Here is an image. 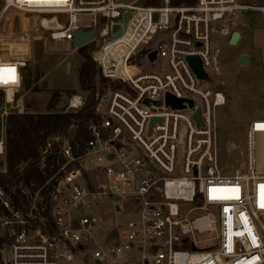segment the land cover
I'll list each match as a JSON object with an SVG mask.
<instances>
[{
  "label": "built area",
  "instance_id": "obj_1",
  "mask_svg": "<svg viewBox=\"0 0 264 264\" xmlns=\"http://www.w3.org/2000/svg\"><path fill=\"white\" fill-rule=\"evenodd\" d=\"M0 1V22L8 14L14 29L0 34V67L14 68L16 76L0 84L5 104L22 89L31 57L21 25L12 20L18 15L38 17L37 27L55 42H72L76 29L94 28L91 58L102 77L120 85L96 94L84 144L65 133L46 139L38 157L41 174L50 171L43 184L12 180L13 191L0 186V264L5 248L7 264H264V158H257L258 140L264 150V119L247 126L244 170L226 175L218 165L214 124V109L225 97L210 88L219 71L213 36L227 34V20L241 11L264 13V6L238 0L179 7L169 0L161 6L144 0ZM83 15L91 24H80ZM51 19L56 27L42 26ZM113 25H119L114 33ZM187 56L200 59L208 80L196 76ZM141 61L160 67L144 70ZM166 94L183 99V107L167 105ZM83 103L82 95H71L65 112ZM0 142L4 159V138ZM16 194L24 196L18 204ZM107 200L113 215L128 218L100 234Z\"/></svg>",
  "mask_w": 264,
  "mask_h": 264
},
{
  "label": "rangeland",
  "instance_id": "obj_2",
  "mask_svg": "<svg viewBox=\"0 0 264 264\" xmlns=\"http://www.w3.org/2000/svg\"><path fill=\"white\" fill-rule=\"evenodd\" d=\"M238 3L254 8L264 6V0H238ZM20 16L12 17V20L21 24L22 29L20 30L27 37L26 46L31 50V57L27 62V66L23 69V83L25 85L16 93L15 101L12 105L5 104L3 93V102L0 105V139L4 138L3 119L6 116L3 113L5 111L8 113H36L33 110L41 109L47 98L48 89L46 88L55 86L63 89L72 84L75 73L67 74L66 70L67 65L73 60H75L74 67L77 66V59H80L79 49L83 48L82 51L84 53L89 52L91 57V48L93 47L92 43H88L79 48H74L76 53L70 56L69 53L72 50L70 41H52L49 39L48 34L41 27L39 28V25L37 27V22L35 21L38 20V17L32 15ZM9 17L7 14L1 19L0 34L10 33L14 30L13 28L10 29L12 24H7V22L11 21ZM153 18L156 19V14L153 15ZM79 20L80 24H91L90 16H80ZM227 24V34L218 33L213 36L215 47L218 49L219 71L210 84V88L221 91L225 97V104L214 109L216 152L218 165L225 170L226 175H233L236 170L242 171L245 168V135L247 126L252 120L264 119V13L257 11V9H253L250 12L241 11L238 16L227 20ZM249 27L251 31L242 40L240 39L241 43L240 40L233 45L229 43L230 32L241 30L245 33ZM252 31L258 32L259 44L253 38ZM251 51L255 52L256 56L250 57L248 53L252 55ZM240 53L249 57L246 64L239 63ZM63 57L64 59H61V62L51 69L52 65ZM137 61L139 62V57H137ZM140 63L144 70H158L160 67L158 64L150 65L144 61ZM47 71L48 73L42 83L35 84ZM27 82H29L28 87ZM108 87L113 89L110 83ZM43 88L45 89L42 90ZM58 91L62 92V96L57 109H65L69 97L65 93L66 90ZM105 91L106 88L102 90V92ZM76 92V94L82 95L83 99L88 95L87 92L80 90ZM18 99H20L19 105L16 103ZM64 133L69 137L74 136L72 128H68ZM257 144V158L261 160L264 158V150L261 151L262 144H260L259 140ZM0 159L3 160V157L0 156ZM3 170L4 165L0 167V171ZM15 187V185H9L8 189L13 191ZM112 207V204L107 200L106 212L105 209H100L102 214V217H100V234L108 232L117 222H124L128 218L119 214L113 215ZM100 208L102 207L100 206ZM203 238L205 236H200L197 240H202ZM2 259L5 264L10 261V249L5 248L2 252Z\"/></svg>",
  "mask_w": 264,
  "mask_h": 264
},
{
  "label": "trees",
  "instance_id": "obj_3",
  "mask_svg": "<svg viewBox=\"0 0 264 264\" xmlns=\"http://www.w3.org/2000/svg\"><path fill=\"white\" fill-rule=\"evenodd\" d=\"M197 0H169L171 7L192 6ZM144 4L149 6H161L162 0H144ZM83 48L79 49L80 62L77 66L78 86L80 91L87 92L88 95L84 99V103L80 109L75 112L65 109H57V105L61 100L62 92L58 90L52 91L46 109L43 112H12L5 117L4 125V145L5 156L0 159V167L5 165V171L0 172V186L8 190V186L12 184V180L35 181L37 185L45 182L50 175V171L46 175H42L39 171V154L41 148L45 145L46 139L52 134L64 133L71 125H76L74 129L73 141L80 145L84 144L89 138L84 128L87 119L95 118L93 106L96 102V94L102 93L110 83L113 89L120 85L117 81H109L102 77L99 68L90 57L89 52L84 53ZM29 82H27L28 87ZM23 85H25L23 83ZM65 93L70 97L75 95V90H66ZM0 105L3 102V92L0 90ZM5 161V162H4ZM53 170L55 165H52ZM33 190V189H32ZM18 193V191H17ZM24 199V196H20ZM18 194L13 195L14 200L18 204L20 199Z\"/></svg>",
  "mask_w": 264,
  "mask_h": 264
},
{
  "label": "water",
  "instance_id": "obj_4",
  "mask_svg": "<svg viewBox=\"0 0 264 264\" xmlns=\"http://www.w3.org/2000/svg\"><path fill=\"white\" fill-rule=\"evenodd\" d=\"M126 18H127V15H124L123 22H125ZM42 26L43 27L47 26L48 28H52V27H56L57 25L55 23V20L51 19L49 22L43 21ZM118 29H119V25H113L112 26V32L113 33L118 31ZM117 35H118V33H115V35L112 36L110 39L116 38ZM94 37H95V29L94 28H88V29L78 28L73 33V39L71 42L72 47L73 48H79V47L89 43L90 41H92L94 39ZM239 37H240V35L237 32L232 33V35L230 37V41H229L230 44L231 45L236 44ZM154 57H155V53L149 54V59H154ZM186 60L198 78L208 80V76L203 71L201 61L198 57L187 56ZM248 60H249V57L247 55H241L239 57V63H241V64H246L248 62ZM187 102H188L189 106H192L193 103L191 100H188ZM144 103H147V101L144 100ZM166 104L170 105L173 108H182L183 107V99H178V98L173 97L170 94H166ZM199 114H200V111L197 110L194 117L200 123L201 121L199 118ZM155 121H160V119L159 118H152L151 119V123H153ZM114 198L117 199V197H114ZM153 250H155V247L153 248Z\"/></svg>",
  "mask_w": 264,
  "mask_h": 264
},
{
  "label": "crops",
  "instance_id": "obj_5",
  "mask_svg": "<svg viewBox=\"0 0 264 264\" xmlns=\"http://www.w3.org/2000/svg\"><path fill=\"white\" fill-rule=\"evenodd\" d=\"M251 30H250V27L246 30V32L245 33H243L241 30H238V34L240 35V39L242 40L243 39V37H246V35H248L249 34V32H250ZM251 34H252V36H254L253 38L256 40V42H257V44H259V42H260V40L258 39V32L256 33V32H254V31H252L251 32ZM231 37V36H230ZM241 40H240V43H241ZM259 40V41H258ZM230 41V40H229ZM75 49L72 47V50H71V52L69 53V55L71 56V55H73L74 53H76L75 51H74ZM243 53H245V52H243ZM241 55H242V53H240ZM251 54L252 55H250L249 53H248V55L251 57V56H256V54H255V52H253V51H251ZM61 59H64V57L63 58H59L58 59V62H55L54 63V65H52V67H51V69L53 68V67H55L56 65H58L61 61ZM74 62H75V60H73V62H70L68 65H67V74H74L75 73V76L73 75V82H72V84L70 85V86H67V87H65V88H63V89H61V88H57V87H55V86H50V88H46V89H48V92H47V98H46V100H45V102H44V104H43V106H42V108L41 109H39V110H37V111H35V110H33L34 112H36V113H38V112H43V111H45V109H46V105H47V103H48V101H49V98H50V95H51V93H52V91H54V90H75V91H77L78 89H79V86H78V74H77V66L79 65V62H80V59H77V66H75L74 67ZM58 63V64H57ZM71 65V66H70ZM48 73V71L45 73V74H43L37 81H36V83L35 84H40V83H42V81L44 80V77L46 76V74ZM45 88H43L42 90H44ZM41 90V91H42ZM27 92V91H26ZM19 101H20V99H18V101H17V104L19 105ZM4 121H5V118L3 119V137H4V125H5V123H4Z\"/></svg>",
  "mask_w": 264,
  "mask_h": 264
},
{
  "label": "snow or ice",
  "instance_id": "obj_6",
  "mask_svg": "<svg viewBox=\"0 0 264 264\" xmlns=\"http://www.w3.org/2000/svg\"><path fill=\"white\" fill-rule=\"evenodd\" d=\"M66 2V0H65ZM5 73H7V78H5ZM16 76H15V69L14 68H3L0 67V84H6L9 82H15ZM264 188V186H262Z\"/></svg>",
  "mask_w": 264,
  "mask_h": 264
},
{
  "label": "bare ground",
  "instance_id": "obj_7",
  "mask_svg": "<svg viewBox=\"0 0 264 264\" xmlns=\"http://www.w3.org/2000/svg\"><path fill=\"white\" fill-rule=\"evenodd\" d=\"M21 25V24H20ZM238 42V41H237ZM11 96H12V94H11V90H8V92H7V100L8 101H11ZM76 98H74L73 99V102H76ZM1 116H2V114H1ZM263 150V148L261 147V151ZM0 151H1V142H0Z\"/></svg>",
  "mask_w": 264,
  "mask_h": 264
}]
</instances>
